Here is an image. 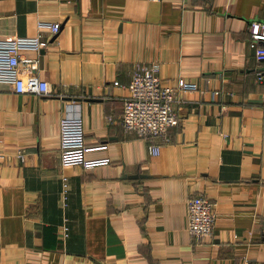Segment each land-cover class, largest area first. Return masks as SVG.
I'll return each instance as SVG.
<instances>
[{"label": "crops", "instance_id": "crops-1", "mask_svg": "<svg viewBox=\"0 0 264 264\" xmlns=\"http://www.w3.org/2000/svg\"><path fill=\"white\" fill-rule=\"evenodd\" d=\"M41 21L61 31L22 55L49 95L0 85V264H264V62L250 34L264 0H0V40ZM153 62L164 85L198 87L179 92L168 141L122 125L132 70ZM77 116L87 158L109 164L62 166L60 122ZM198 194L218 213L202 241Z\"/></svg>", "mask_w": 264, "mask_h": 264}, {"label": "built area", "instance_id": "built-area-1", "mask_svg": "<svg viewBox=\"0 0 264 264\" xmlns=\"http://www.w3.org/2000/svg\"><path fill=\"white\" fill-rule=\"evenodd\" d=\"M61 28V23L41 21L38 23L39 34L35 37L0 40V85L8 84L18 94L49 95V83L35 75L38 60L23 57L22 52L43 50L49 44V39L41 32L47 29L52 35H56ZM250 34L251 48L255 50L257 60L264 62V46L259 45V42L264 41V23L252 22ZM160 70L159 62L135 64L131 81L127 85L129 96L124 100L122 125L125 130L138 137H160L168 141L169 130L177 127L180 122L179 92L195 91L198 87L184 79L179 80L177 88L166 86L161 80ZM114 84L121 85L120 82ZM159 149L160 146L150 147L152 153H158ZM89 150L82 118L80 116L63 118L60 122L62 166L79 165L85 169H93L110 163L109 158L89 160L86 156ZM17 156L22 162L26 159L23 152H19ZM64 198H67V194ZM216 207L217 202L205 194L194 195L188 200L189 231L197 241L213 236L218 216ZM64 232L65 236H68V224L64 225ZM243 264L255 263L251 258L245 257Z\"/></svg>", "mask_w": 264, "mask_h": 264}]
</instances>
